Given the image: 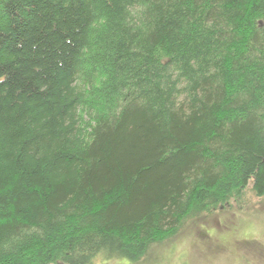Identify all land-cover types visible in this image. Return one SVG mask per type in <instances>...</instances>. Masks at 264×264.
Listing matches in <instances>:
<instances>
[{"label": "trees", "instance_id": "trees-1", "mask_svg": "<svg viewBox=\"0 0 264 264\" xmlns=\"http://www.w3.org/2000/svg\"><path fill=\"white\" fill-rule=\"evenodd\" d=\"M245 192L264 0H0V264L137 263Z\"/></svg>", "mask_w": 264, "mask_h": 264}, {"label": "rangeland", "instance_id": "rangeland-1", "mask_svg": "<svg viewBox=\"0 0 264 264\" xmlns=\"http://www.w3.org/2000/svg\"><path fill=\"white\" fill-rule=\"evenodd\" d=\"M236 202L187 218L174 236L150 246L137 263L98 259L93 264H264V198L245 192Z\"/></svg>", "mask_w": 264, "mask_h": 264}]
</instances>
